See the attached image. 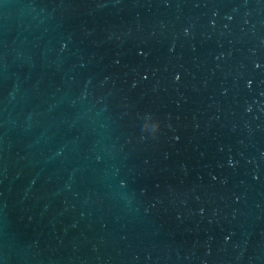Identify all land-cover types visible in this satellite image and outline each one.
I'll use <instances>...</instances> for the list:
<instances>
[{"label": "water", "instance_id": "1", "mask_svg": "<svg viewBox=\"0 0 264 264\" xmlns=\"http://www.w3.org/2000/svg\"><path fill=\"white\" fill-rule=\"evenodd\" d=\"M254 61L264 0H0V264H264Z\"/></svg>", "mask_w": 264, "mask_h": 264}, {"label": "snow or ice", "instance_id": "2", "mask_svg": "<svg viewBox=\"0 0 264 264\" xmlns=\"http://www.w3.org/2000/svg\"><path fill=\"white\" fill-rule=\"evenodd\" d=\"M228 19L230 20L231 17H228ZM140 54H143V53H140ZM253 67L256 68V69H264V64H262L261 62L254 61V62H253ZM146 78H147V77H145V79H146ZM173 78H174L175 80H179V79H180V73H174ZM252 83H253V80H252V79H248V80H246V82H245V87H246V88H250V87L252 86ZM229 163L231 164V161H229ZM213 178L215 179V177H213ZM253 179H254V180H255V179H258V177L253 176Z\"/></svg>", "mask_w": 264, "mask_h": 264}]
</instances>
